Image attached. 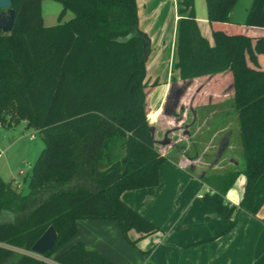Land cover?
Returning a JSON list of instances; mask_svg holds the SVG:
<instances>
[{"label": "trees", "instance_id": "1", "mask_svg": "<svg viewBox=\"0 0 264 264\" xmlns=\"http://www.w3.org/2000/svg\"><path fill=\"white\" fill-rule=\"evenodd\" d=\"M41 1L10 0L13 27L0 31V120L8 127L26 122L43 142L24 178L26 192L0 177V264H52L10 248L31 252L49 226L57 237L43 258L112 264L80 242L52 256L75 236L79 219L117 221L133 246L157 229L120 199L125 190L158 184L165 156L157 146L170 142L168 131L153 136L147 117L149 39L137 27L135 0H53L61 10L51 26L43 24ZM204 1L215 45L199 33L194 1L178 0V77L169 81L161 110L174 114L196 79L222 75L213 85L231 90L243 164L203 177L212 190L201 199L226 219L238 209L255 216L264 204V69L255 65L264 36L254 30L264 31V0H252L242 23L230 18L236 0ZM67 11L72 17L61 22ZM239 174L245 185L235 206L225 192ZM131 229L135 240L127 236Z\"/></svg>", "mask_w": 264, "mask_h": 264}, {"label": "crops", "instance_id": "2", "mask_svg": "<svg viewBox=\"0 0 264 264\" xmlns=\"http://www.w3.org/2000/svg\"><path fill=\"white\" fill-rule=\"evenodd\" d=\"M45 1H41L42 21L44 25L51 26L58 22L61 9L57 14L47 10L46 24L44 6L48 4L44 5ZM163 1L135 0L137 27L149 39L145 81L152 78L159 83L154 86L147 101L151 118L159 116L168 83L172 77H178V70L174 68L177 59L178 0H171L174 13L172 15L169 12L167 18V3L163 4ZM234 12L233 6L231 20L242 23L233 18ZM68 13L64 14L61 22L71 18ZM196 22L200 35L211 46L215 45L206 13L201 12ZM170 25L171 31L167 32ZM254 35L264 36V31L254 30ZM257 51L255 65L264 69V49ZM150 57H169L163 73L160 68L147 73ZM220 76L194 81L196 86H190L181 98L179 109L183 113L171 129H157L159 125L156 120L147 116L149 122L155 125V138H161L168 131L171 136H167L172 143L156 145L165 156V161L159 166L158 184L125 190L120 194V199L152 222L156 231L138 238L139 234L135 230H129V240L138 238L133 246L124 239L117 221L79 219L76 220L77 233L55 256L69 245L80 242L86 248L101 253L112 264H257L264 257V204L255 216L238 209L230 219H226L201 199L205 192L212 190L201 180L203 177L224 174L241 167L238 161L229 156L233 147V126L229 125V119L231 122L232 118L234 120V117L229 116L234 107L232 98H229L231 90L219 84L213 85L221 80ZM161 87L162 90L156 91ZM179 140L187 142V145L178 144ZM213 145L216 153L212 156L208 151ZM238 147L241 148V145ZM23 161L28 167L34 162H27L26 158ZM11 179L12 186L20 191L24 183ZM244 185L245 176L239 174L225 192V200L238 206Z\"/></svg>", "mask_w": 264, "mask_h": 264}, {"label": "rangeland", "instance_id": "3", "mask_svg": "<svg viewBox=\"0 0 264 264\" xmlns=\"http://www.w3.org/2000/svg\"><path fill=\"white\" fill-rule=\"evenodd\" d=\"M193 1H194V14H195V19H196V18H199L201 12L203 14L206 13V8H205L204 0H193ZM162 3L163 4L167 3L165 5V9H167L165 10L166 18L168 17L169 12H171V14L173 15L174 12L171 7L172 5L171 0H165ZM251 3H252V0H236L234 4L235 12H234L233 18L244 22L247 12L251 6ZM44 5H47V6H44L45 23L47 24V13H48L47 10L53 13L56 12L57 14L58 10L61 9V6L59 3L52 1V0H46ZM166 6L168 8H166ZM68 14L70 17H72V14L70 12ZM45 26H48V25H45ZM169 30L171 31V25L167 32H169ZM149 60H150L149 67H152V68L150 69L149 67L148 68L146 67L147 73L149 71L150 72L154 71L155 69H158V68H160L159 69L160 72L163 73L164 72L163 70L166 69L167 67L169 57H150ZM156 82L157 80L152 79V78H149L146 81L147 86H150L145 89L149 93L148 97L150 96L151 92H153L154 90L153 84ZM160 82H162L161 84H164L163 81H160ZM192 86L195 87L196 82L192 83ZM160 90H162V87L159 88L158 90L156 89V91L158 92ZM229 98L231 97L229 96ZM225 100H227V98ZM154 101H155V98H154ZM181 113L183 112L179 108L175 110L174 114H171V110L163 111L160 108L159 116L151 118L150 117V114H152L151 111L148 112L147 116L150 117V119L156 120L157 125H159L157 126V129H159L160 127L161 128L166 127L168 129H171L172 127H174L175 122L179 119ZM229 117L230 118L234 117V120H235L234 121L232 118V122H231V119H229L230 120L229 125L233 126L232 127L233 147L229 151V156H232L236 161L239 162L240 166H242L243 154H242L241 148L238 147L239 145H241V143H240L239 125H238V121L236 117V112L233 110ZM23 122L24 121H21L13 126L8 127V126H5L6 123H3L0 120V124H1V127H0V177L1 179L5 181L10 180L11 178H15L20 183H24L26 185L24 178L28 174L30 167H28L29 165L25 161H23V159L26 158L27 162L34 161L43 147V142L38 132L34 130L33 128L26 127V122L25 124ZM152 126H154L155 128L154 124H152ZM155 131L156 130H154L153 132V136L155 135V137H157V134H155ZM168 135L171 136V133H169ZM174 137L176 138V133H174ZM171 141H173V139ZM171 143L172 142L168 144L171 145ZM177 143L182 144V145H187V142H184L183 140H179ZM208 153H210L213 156L216 153L215 146L212 147L208 151ZM24 184L20 188V191L23 193L27 191V187ZM4 246L9 247L7 245H4ZM10 248L16 251H21L23 253L30 254L32 256L38 257L40 259H43L47 262L54 264L52 259L43 258L42 256H39L29 251L27 252V251H24L18 248H13V247H10ZM54 256L55 254L52 257Z\"/></svg>", "mask_w": 264, "mask_h": 264}, {"label": "water", "instance_id": "4", "mask_svg": "<svg viewBox=\"0 0 264 264\" xmlns=\"http://www.w3.org/2000/svg\"><path fill=\"white\" fill-rule=\"evenodd\" d=\"M0 30L2 33L11 31L15 19V10L11 7L10 0H0ZM57 234L52 226H49L42 235L31 246V253L43 255L47 251H51L54 247ZM152 264V263H146Z\"/></svg>", "mask_w": 264, "mask_h": 264}, {"label": "flooded vegetation", "instance_id": "5", "mask_svg": "<svg viewBox=\"0 0 264 264\" xmlns=\"http://www.w3.org/2000/svg\"><path fill=\"white\" fill-rule=\"evenodd\" d=\"M2 13V10L0 9V14ZM1 31V30H0Z\"/></svg>", "mask_w": 264, "mask_h": 264}, {"label": "built area", "instance_id": "6", "mask_svg": "<svg viewBox=\"0 0 264 264\" xmlns=\"http://www.w3.org/2000/svg\"><path fill=\"white\" fill-rule=\"evenodd\" d=\"M0 127H1V124H0Z\"/></svg>", "mask_w": 264, "mask_h": 264}]
</instances>
